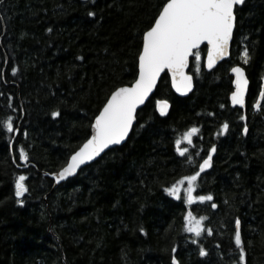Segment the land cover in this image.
<instances>
[{"label": "trees", "instance_id": "16d2710c", "mask_svg": "<svg viewBox=\"0 0 264 264\" xmlns=\"http://www.w3.org/2000/svg\"><path fill=\"white\" fill-rule=\"evenodd\" d=\"M158 3L0 0V264H172L173 256L179 264H238L236 218L245 264H264V99L252 109L264 81V0L236 7L227 60L210 72L201 62L197 73L191 59L188 97H176L163 76L123 145L51 193L53 183L41 173L61 169L89 137L106 97L134 80L139 35ZM236 65L249 80L245 111L228 101ZM157 99L170 102L167 116L156 113ZM9 117L11 132L4 127ZM191 127L199 132L192 145L181 143L188 148L182 157L175 141ZM213 145L212 165L194 193L213 201L187 205L183 191L179 199L169 196L164 188L198 171ZM20 175L27 188L22 204L15 196ZM188 211L205 216L212 234L185 232Z\"/></svg>", "mask_w": 264, "mask_h": 264}, {"label": "snow or ice", "instance_id": "6c2138e0", "mask_svg": "<svg viewBox=\"0 0 264 264\" xmlns=\"http://www.w3.org/2000/svg\"><path fill=\"white\" fill-rule=\"evenodd\" d=\"M243 3V0H159L156 5V14L149 20L142 34L139 35L140 43L137 49L136 67L137 72L130 85L115 87L110 95L106 97L102 107L98 109L91 122V135L85 142L73 152L68 158L66 165L61 168L58 174H55L57 181L63 180L77 172V169L86 162L93 161L109 146L119 145L129 136L136 118L138 106L145 103L149 93L156 86L158 77L162 73L171 76L172 87L181 94L189 92L193 87V76L185 71L189 67L190 58L194 57L196 61V71L199 73L201 67V47L207 45V59L203 67L212 69L217 61L229 55V44L233 38L235 15V6ZM88 16H94V12H88ZM241 56L245 63L248 62L249 52L244 50ZM79 59V57H78ZM234 74L232 84L234 91L231 92L230 100L232 105L245 106V91L248 87V80L245 76L244 68L233 66L230 69ZM16 73L17 69L12 68ZM260 97L264 99V85L260 88ZM254 107H260V101L257 100ZM157 110L161 116L166 115L168 103L166 101H157ZM60 112L54 110L51 116L56 118ZM244 119L243 116L240 117ZM4 127L13 131L14 124L9 117L4 122ZM228 129V124L221 126V134ZM247 132V128L244 129ZM199 132L196 127L189 128L178 138L176 151L180 156H185L188 148L180 147L182 142L192 145L193 136ZM216 151L215 145L208 150L207 157L199 163V170L191 175H186L173 183L170 187L164 188V191L171 197L180 198V193H184V203L192 205L194 202L213 201L211 194L195 195L197 180L201 173L211 167L213 153ZM21 161L27 160L23 149L19 152ZM191 161L192 157H188ZM25 176L20 175L15 181V196L17 203L22 204L20 198L27 191L25 187ZM186 188H182L184 184ZM215 209L217 205L211 204ZM184 231L193 234L194 237H200L203 232L212 234L211 228H205V216H195L188 211L184 216ZM234 243L238 252V264H245L246 253L242 243L241 220L235 219ZM143 231V229H141ZM192 243H197L196 239ZM176 251L175 248L172 249ZM200 256H205L204 248L199 250ZM172 264H179L175 256L172 257Z\"/></svg>", "mask_w": 264, "mask_h": 264}, {"label": "water", "instance_id": "95a60500", "mask_svg": "<svg viewBox=\"0 0 264 264\" xmlns=\"http://www.w3.org/2000/svg\"><path fill=\"white\" fill-rule=\"evenodd\" d=\"M244 1H245V0H243V2H244ZM242 4H243V3H242ZM242 4L235 6V9H236V7L241 6ZM234 15H235V10H234ZM235 25H236V17H235V22H234V31H235ZM234 31H233V35H234ZM232 41H233V38L231 39L230 44H229V55L226 56V57H222V58H220V59L217 61V63L213 66L212 69H207L206 67H203V69H204L206 72H210V71H212V70L215 69V68H216L221 62H223L224 60H227V59L229 58V56H230V52H231ZM203 47L206 48V52H205L204 57H203L202 65H203V63H204V62L206 61V59H207V45L204 44V45H202L201 48H203ZM191 58H192V57H191ZM191 58H190V61H191ZM236 66H239V65H236ZM240 67H241V66H240ZM189 68H190V63H189V67L185 69V71L188 72V73L190 74V72H189ZM242 68H243V67H242ZM229 73H230L232 79H234V74H232L231 71H229ZM165 75L168 77V81H169L170 88H171L172 92L174 93V95H175L176 97H178V98H186V97H188V96L192 93V91H193V89H194V78H193V87H192V89H191L189 92H187V93L181 94V93H178V92L172 87L171 76H170L169 74H167V73H166V70H165V73H162L161 76L158 77V79H157V83H156V86L153 88V91H152L151 93H149V97L146 98L145 103H144L143 105L138 106L137 112H136V114H135V115H136V118H137V113H138V112H139V111L145 106V104H146L147 102L150 101L151 98L154 97L156 87L158 86L159 81H160V80L162 79V77L165 76ZM190 75H192V74H190ZM245 76H246V78H247L246 72H245ZM247 80H248V78H247ZM262 85H264V81L262 82L261 86H262ZM260 88H261V87H260ZM234 90H235V89H234V85L232 84V91H234ZM248 90H249V80H248V87H247V89H246V91H245V106H244V107H240L239 105H232L231 100H230V95H231V93H230V94H229V98H228V101H229V105H230V107L233 108V109H234V108H237V109H240V110H242V111H245V109H246V99H247V95H248ZM257 100L260 101V106H261V104H262V102H263V99L260 97V91H259V93H258V95H257V97H256V99H255V101H254V103H253V105H252V109H253V111H255V112L258 111L259 108H260V107H254V105L256 104ZM157 101H166V102L168 103V110H167L166 115H164V116H161V115H160L159 111L157 110ZM154 107H155V111H156V113H157L159 116H161V117H165V116L168 115V113H169V111H170L171 104H170V102H169L168 100H165V99H157V100L155 101V103H154ZM136 118H135V120H134V122H133V127H132V129L134 128V126H135V124H136ZM132 129L130 130V133L132 132ZM130 133H129V136H130ZM16 135H17V129L14 131V137H13V139L16 137ZM90 135H91V126H90V133H89V136H90ZM129 136H128V137H129ZM128 137H126L125 141H122L121 144H119V145H112V146H109V149H106L103 153H101L100 156L94 158L93 161H89V162H86V164L81 165L80 168L77 169V172H76V173L72 174L71 176H69V177H67V178H65V179H63V180L57 181V180L55 179V174H58L59 171H60L61 169H59L58 171L53 172V173L41 172L42 175H43L44 177L49 178V179L52 181V183H53V184H52V187H51V190H50V193L53 192V191H54V190H55L60 184L66 182V181L69 180V179L74 178V177H75V176H76V175H77V174H78L83 168H85V167L89 166L90 164L96 162V161H97L99 158H101V157H102L107 151H109V150H111V149H113V148H115V147H119V146L123 145V144L127 141ZM84 142H85V141H84ZM84 142H83V143H84ZM83 143H82V144H83ZM82 144H81V145H82ZM81 145H80V146H81ZM11 146H12V142L10 143V152H11ZM77 150H78V149H77ZM72 154H73V153H72ZM72 154H71V155H72ZM71 155H70V156H71ZM21 163L23 164V166H25V164H26V160L22 161ZM65 165H66V164H65ZM65 165H64V166H65ZM23 168H25V167H23ZM209 168H210V167H209ZM209 168H208V169H209ZM208 169H206L205 172L208 171ZM198 170H199V167H198ZM205 172H203V173H205ZM203 173H201V174H203ZM48 231H50V226H49V228H48Z\"/></svg>", "mask_w": 264, "mask_h": 264}, {"label": "rangeland", "instance_id": "374dc122", "mask_svg": "<svg viewBox=\"0 0 264 264\" xmlns=\"http://www.w3.org/2000/svg\"><path fill=\"white\" fill-rule=\"evenodd\" d=\"M194 60H195V58H194ZM196 62V61H195Z\"/></svg>", "mask_w": 264, "mask_h": 264}, {"label": "bare ground", "instance_id": "6f19581e", "mask_svg": "<svg viewBox=\"0 0 264 264\" xmlns=\"http://www.w3.org/2000/svg\"><path fill=\"white\" fill-rule=\"evenodd\" d=\"M199 167V166H198Z\"/></svg>", "mask_w": 264, "mask_h": 264}]
</instances>
